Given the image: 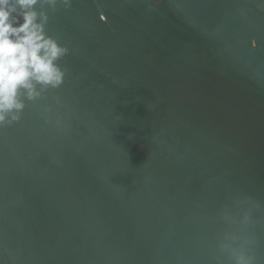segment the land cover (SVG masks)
<instances>
[{
	"label": "water",
	"instance_id": "1",
	"mask_svg": "<svg viewBox=\"0 0 264 264\" xmlns=\"http://www.w3.org/2000/svg\"><path fill=\"white\" fill-rule=\"evenodd\" d=\"M49 33L65 83L0 129V264H215L228 194L264 201V0H71Z\"/></svg>",
	"mask_w": 264,
	"mask_h": 264
},
{
	"label": "clouds",
	"instance_id": "2",
	"mask_svg": "<svg viewBox=\"0 0 264 264\" xmlns=\"http://www.w3.org/2000/svg\"><path fill=\"white\" fill-rule=\"evenodd\" d=\"M70 7L71 0H0V129L18 123L28 102L65 83L67 69L60 62L69 49L50 35L49 24L59 9ZM262 210L264 201L253 195L228 194L218 211L224 228L216 234L215 264H261L257 226L264 217L256 213Z\"/></svg>",
	"mask_w": 264,
	"mask_h": 264
}]
</instances>
